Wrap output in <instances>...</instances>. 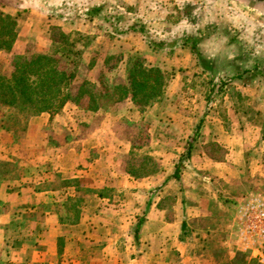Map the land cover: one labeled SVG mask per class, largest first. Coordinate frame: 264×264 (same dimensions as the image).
I'll use <instances>...</instances> for the list:
<instances>
[{
	"label": "crops",
	"instance_id": "0c3cea01",
	"mask_svg": "<svg viewBox=\"0 0 264 264\" xmlns=\"http://www.w3.org/2000/svg\"><path fill=\"white\" fill-rule=\"evenodd\" d=\"M209 1L188 0L181 12L200 13L210 4L264 5ZM72 2L0 0V14L16 19L18 34L11 50L0 51V73L26 55L29 42L35 52L49 53L45 5ZM23 16L31 24L21 23ZM77 62L66 66L75 75L73 101L56 115L36 116L24 132L0 129V264H231L237 251L243 253L234 234L237 207L264 188V109L239 125L233 115L242 109L229 107L227 116L207 109L195 126L166 128L165 120H180L169 116L171 103L160 102L159 129L176 158L156 175L134 179L112 123H97L101 109L90 112L84 100L75 102L85 80L75 84ZM86 81L100 85L96 78ZM256 115L263 120H253ZM217 205L234 212L226 223Z\"/></svg>",
	"mask_w": 264,
	"mask_h": 264
},
{
	"label": "rangeland",
	"instance_id": "374dc122",
	"mask_svg": "<svg viewBox=\"0 0 264 264\" xmlns=\"http://www.w3.org/2000/svg\"><path fill=\"white\" fill-rule=\"evenodd\" d=\"M181 1L183 3L178 5L175 0H73L64 6L45 5L49 13L47 24L60 26L75 40V52L79 55L73 57V62L78 61L77 65H81L78 72L80 78L75 84L81 78L85 79L84 82L86 78L102 81V86L97 87L101 93V114L97 123H112L113 130L119 134L121 148L126 152L127 162L142 156L151 158L157 171L154 175L177 155V150L165 142V135L159 129L158 115L153 116L160 102L167 106L171 103V109H167L169 116L180 120H165L163 127L166 128L195 126L200 116L208 113L207 109L212 111L214 108L218 115L224 113L227 116L229 107L242 109L239 111L242 114L233 115L235 124L239 125L237 121L240 118H251L264 109V5L259 6L255 2H250V5L210 4L200 6V13L193 14L181 12L188 0ZM100 2L115 5L118 11L126 12L131 18L136 14L145 24L148 35L157 44L163 42L164 45L153 52L141 34L127 32L120 35L121 24L113 29L101 20L84 22L79 17L80 9ZM67 7L70 18L60 21L57 13ZM242 14L249 19L245 21ZM21 23L31 24V20L23 16ZM45 38L49 39L48 34ZM187 38L196 40L201 58L191 54L189 45L182 46ZM34 45V42H29L26 54L35 52ZM132 56H140L161 70L166 78L165 92L173 96V101L163 95L158 104L139 112L131 107L130 101L114 103L110 100L104 89L119 83L126 84L127 64ZM66 64L70 67L71 63ZM96 65H100L99 70L97 66L94 71L88 72L87 67ZM241 93L244 96L249 94L251 101L246 102ZM245 106L247 110L243 111ZM254 117L253 120H263L260 115ZM168 134L172 135L170 131ZM166 145L167 148L164 147ZM260 192L264 198V188ZM217 211L224 223L234 214L219 208V205ZM235 259L238 264L259 263L239 251Z\"/></svg>",
	"mask_w": 264,
	"mask_h": 264
},
{
	"label": "trees",
	"instance_id": "16d2710c",
	"mask_svg": "<svg viewBox=\"0 0 264 264\" xmlns=\"http://www.w3.org/2000/svg\"><path fill=\"white\" fill-rule=\"evenodd\" d=\"M118 10L113 4L100 2L80 9L78 15L84 22L101 20L113 29L121 24L118 30L120 35L127 32L141 34L153 52L164 45L163 42L157 44L158 42L148 35L140 17L135 14V17L131 18L126 12ZM69 12V8L59 11L58 19L67 21L70 18ZM45 27L51 43L50 52H32L17 56L11 62L9 73H0V129L13 133L24 132L36 116L43 113L56 115L68 102L73 101L71 88L75 75L68 72L66 63H72L73 57L79 55L75 52V40L60 26L46 24ZM17 36L16 19L8 14H0V51L11 50ZM183 45H189L191 54L197 59L201 58L196 48V40L187 38ZM98 82L102 86V81ZM165 87L166 78L160 69L140 56H132L127 64L126 84H115L104 91L108 92L107 96L114 103L127 100L134 106V110L143 112L160 102ZM100 98L101 93L97 86L85 81L78 89L75 102L80 104L84 100L86 110L97 112L101 109ZM153 112L156 117L158 107ZM126 172L131 178L142 179L151 177L157 171L152 159L142 156L133 162L128 161ZM237 262L234 259L231 264H238Z\"/></svg>",
	"mask_w": 264,
	"mask_h": 264
},
{
	"label": "built area",
	"instance_id": "2783aa9c",
	"mask_svg": "<svg viewBox=\"0 0 264 264\" xmlns=\"http://www.w3.org/2000/svg\"><path fill=\"white\" fill-rule=\"evenodd\" d=\"M234 234L243 253L264 264V198L253 196L241 203L234 217Z\"/></svg>",
	"mask_w": 264,
	"mask_h": 264
}]
</instances>
